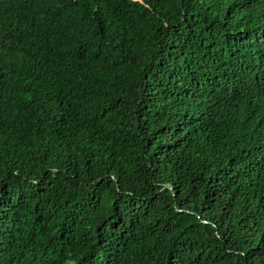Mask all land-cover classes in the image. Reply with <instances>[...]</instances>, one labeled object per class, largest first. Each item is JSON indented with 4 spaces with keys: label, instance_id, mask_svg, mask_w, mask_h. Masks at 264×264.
<instances>
[{
    "label": "trees",
    "instance_id": "1",
    "mask_svg": "<svg viewBox=\"0 0 264 264\" xmlns=\"http://www.w3.org/2000/svg\"><path fill=\"white\" fill-rule=\"evenodd\" d=\"M0 264H264V0H0Z\"/></svg>",
    "mask_w": 264,
    "mask_h": 264
}]
</instances>
